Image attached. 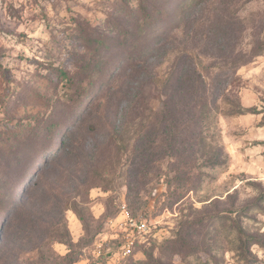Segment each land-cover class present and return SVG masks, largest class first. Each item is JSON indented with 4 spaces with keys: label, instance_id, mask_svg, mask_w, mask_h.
I'll list each match as a JSON object with an SVG mask.
<instances>
[{
    "label": "rangeland",
    "instance_id": "obj_1",
    "mask_svg": "<svg viewBox=\"0 0 264 264\" xmlns=\"http://www.w3.org/2000/svg\"><path fill=\"white\" fill-rule=\"evenodd\" d=\"M262 44L264 0H0V264H238L247 207L264 242ZM197 99L189 115L215 101V147L189 161L168 133ZM123 202L149 227L126 255Z\"/></svg>",
    "mask_w": 264,
    "mask_h": 264
},
{
    "label": "trees",
    "instance_id": "obj_2",
    "mask_svg": "<svg viewBox=\"0 0 264 264\" xmlns=\"http://www.w3.org/2000/svg\"><path fill=\"white\" fill-rule=\"evenodd\" d=\"M140 3L141 4L139 5L138 10L140 11V14L143 15V18L144 19L153 18L154 16L153 12L150 9H148L146 5H143V2H140ZM181 4L182 2H179V4L178 3L175 4L177 6H175L174 8L178 9L179 5ZM183 6L185 8L186 6L188 7L189 4L188 5L183 4ZM183 6L181 5L180 7H183ZM170 18H171V14L167 15L166 19L168 20ZM134 19L135 20H134L133 25L136 27L135 31L139 32L140 34L143 33L144 26H141L139 24V20H137L136 17H134ZM182 19H177V18L172 19L171 23L166 25L159 33L155 34L156 38H158V40L161 38H165V34L172 31V29L173 31L178 30L180 28ZM150 21H154V19H151ZM261 52H264V44L260 45L256 54H260ZM61 74L64 76V73L61 72ZM199 99H197V102H195V105L193 106H192V103L190 102L185 103L186 105H181L182 113L178 114V118L175 117L171 120L170 128H173L174 131H169L168 133V137H169L168 145H170L169 148H171V152H174V155L178 157V151L180 147L181 150L188 152L189 161H192L190 155L193 153V148H195L196 145L198 146V145L204 144V146L209 145L211 147L212 146L215 147L214 143L210 139V137L212 136H207L205 134V131L209 130L212 127V124L210 123L209 119L212 117V115H214V112H216L217 107H216L215 101H213L211 105L208 102L204 101V102H201L200 107L197 108L199 110L195 116L189 115V111L192 113V111L189 109L196 108V104L198 103ZM245 112H250V109H237L236 111V113H245ZM184 113H187V114L184 115ZM186 120L189 122H186ZM178 122L180 123L181 126L182 125L184 126V130H180V132L177 130L178 129L177 127H176L177 129H175L174 127V125H178L176 124ZM216 151L217 152L215 154V158L213 160L210 159V161L207 162V164H209L208 166L221 164L220 162L222 161H220L219 158L223 156V152H221L220 148L218 147L216 148ZM27 159L28 157H21V158L19 157L17 160H15V162H17V165L19 164V166H21L22 164H24V161H26ZM22 169L23 167H20L19 171L17 172L20 173ZM7 171L9 172V175H10L11 173L10 171L12 170L10 169ZM7 171H5L4 174H7ZM1 192L2 191L0 189V209L5 207L7 210L8 208H10L12 200L14 199V192L12 189V185L9 183V189L7 190V195L5 194V198L7 196V200L6 199L4 200V193H1ZM258 210H262V208L253 205L252 207H247V209L244 210V212L246 211V213L241 212L238 214L239 220L238 219L236 220V229L233 232V238H232L233 246L235 249V258L238 264H256L257 262H259L258 258L253 254L251 247L255 244L264 246V242L262 241V238L258 236L257 234L248 232L245 229V226L242 225V221H241L242 219L241 217L248 218L249 216H247V214L249 212L258 211ZM130 212L132 214V211ZM148 241L149 240L146 239L145 241L140 242L138 244V247H142L146 245L147 243H149ZM119 244H120V241H119Z\"/></svg>",
    "mask_w": 264,
    "mask_h": 264
},
{
    "label": "built area",
    "instance_id": "obj_3",
    "mask_svg": "<svg viewBox=\"0 0 264 264\" xmlns=\"http://www.w3.org/2000/svg\"><path fill=\"white\" fill-rule=\"evenodd\" d=\"M116 219L118 221L117 225L119 228L124 230L125 233H127L126 231L128 230L132 233V237L128 238V236H126L124 243L121 242L122 252L124 255H126L130 253V249L135 244L134 237L142 239L144 232L147 231L149 227L145 221L136 219V217L131 214L124 202L118 207Z\"/></svg>",
    "mask_w": 264,
    "mask_h": 264
}]
</instances>
